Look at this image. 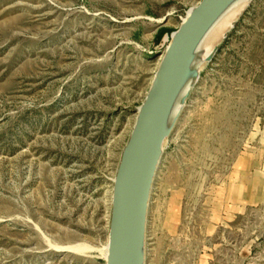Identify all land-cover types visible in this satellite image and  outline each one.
<instances>
[{
    "label": "rangeland",
    "instance_id": "obj_1",
    "mask_svg": "<svg viewBox=\"0 0 264 264\" xmlns=\"http://www.w3.org/2000/svg\"><path fill=\"white\" fill-rule=\"evenodd\" d=\"M200 1L0 0V264H106L122 151ZM146 264H264V0L165 144Z\"/></svg>",
    "mask_w": 264,
    "mask_h": 264
},
{
    "label": "water",
    "instance_id": "obj_2",
    "mask_svg": "<svg viewBox=\"0 0 264 264\" xmlns=\"http://www.w3.org/2000/svg\"><path fill=\"white\" fill-rule=\"evenodd\" d=\"M243 1L248 4L239 18L254 0H201L171 35L151 87L138 109L113 180L106 264H146L150 201L165 144L200 78L204 42L226 14ZM165 21L167 17L162 22Z\"/></svg>",
    "mask_w": 264,
    "mask_h": 264
},
{
    "label": "bare ground",
    "instance_id": "obj_3",
    "mask_svg": "<svg viewBox=\"0 0 264 264\" xmlns=\"http://www.w3.org/2000/svg\"><path fill=\"white\" fill-rule=\"evenodd\" d=\"M247 4L248 1H243L235 5L208 35L206 41L204 42L201 48V54H200L201 67H204L207 64L208 59L214 54L216 48L220 45V43L225 38L227 33L232 29L233 24L238 20L239 16L246 8ZM107 251H108V245L107 247H105V252L103 253L104 254L103 257H105V259L107 257Z\"/></svg>",
    "mask_w": 264,
    "mask_h": 264
},
{
    "label": "trees",
    "instance_id": "obj_4",
    "mask_svg": "<svg viewBox=\"0 0 264 264\" xmlns=\"http://www.w3.org/2000/svg\"><path fill=\"white\" fill-rule=\"evenodd\" d=\"M168 32H169V30H167V29H161V30L158 32V34H157V38H156L157 42H160L161 39L163 38V36H164L166 33H168Z\"/></svg>",
    "mask_w": 264,
    "mask_h": 264
}]
</instances>
